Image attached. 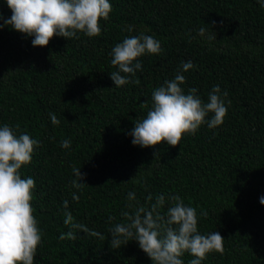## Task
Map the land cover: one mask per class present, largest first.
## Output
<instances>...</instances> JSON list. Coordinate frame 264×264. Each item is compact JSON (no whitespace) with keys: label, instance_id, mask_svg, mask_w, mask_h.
<instances>
[{"label":"trees","instance_id":"trees-1","mask_svg":"<svg viewBox=\"0 0 264 264\" xmlns=\"http://www.w3.org/2000/svg\"><path fill=\"white\" fill-rule=\"evenodd\" d=\"M109 2L112 11L96 37L54 36L41 47L32 45L34 37L0 28V126L19 124V131L40 142L20 169L36 184L30 203L42 242L34 264H152L134 239L110 247L108 228L127 223L122 213L132 211L126 207L129 192L136 194L135 206L149 207L158 195L172 194L195 207L198 231L225 238L224 253H209L201 264H264V7L258 0ZM0 13L12 15L6 0H0ZM140 33L159 40L163 51L138 58L142 71L131 77L138 84L115 87L110 53ZM189 60L195 67L183 72ZM178 70L186 78L184 92L196 88L204 102L220 86L228 109L223 123L215 129L201 125L176 146L134 145V122L152 107L153 90ZM65 139L69 148L61 147ZM73 167L86 174L82 190L71 185ZM65 200L75 222L105 240L83 230L76 240H60L69 231ZM169 206L166 199L160 212ZM194 258L187 252L181 257L184 264Z\"/></svg>","mask_w":264,"mask_h":264},{"label":"clouds","instance_id":"clouds-1","mask_svg":"<svg viewBox=\"0 0 264 264\" xmlns=\"http://www.w3.org/2000/svg\"><path fill=\"white\" fill-rule=\"evenodd\" d=\"M258 2L264 7V0ZM6 4L12 15L5 19L0 13V20L4 21L0 28L9 26L34 37L32 45L41 47L47 46L54 36L67 39H79L78 33L87 37L99 36L102 31L100 21L108 20L112 11L109 0H6ZM128 31L131 32L132 28L129 27ZM162 51L160 41L144 33L125 37L117 43L110 53L111 64L117 70L109 73L115 87L138 84L139 80L131 79L137 70L142 71L138 58ZM194 67L190 60L182 63L183 72ZM182 71L178 70L173 79L165 80L162 86L153 90L152 107L145 118L134 122V128L129 133L134 145L155 147L166 142L176 146L185 134H195L201 125L215 129L223 123L228 109L221 98L220 86L214 85L208 93V102H204L197 95L196 88L184 92L181 85L186 78ZM222 95L226 98L228 92L224 91ZM209 113L213 114L211 118H208ZM49 117L53 125H59L60 121L54 113H50ZM19 128V124L0 126V264H34L37 247L42 242L41 229L30 203L35 180L31 176L22 178L20 172L22 166L31 162L34 149L40 142L19 131ZM70 146L69 139L61 142L63 148ZM157 154L154 153V156ZM72 172L76 177L71 181L72 187L82 190L88 185L81 182L86 174L81 173L80 168L73 167ZM72 199L78 202L79 196L74 192ZM147 199L152 200L151 194ZM166 199L170 201V206L162 214L160 209ZM127 200L126 207L132 210L122 213L127 223H116L108 228L112 249H119L134 239L150 257L152 264H184L181 257L186 252L195 257L189 264H201L209 253H224L225 238L218 231L201 234L198 231L197 209L185 205L179 195L170 194L167 198L163 194L158 195L149 207L135 206L139 202L134 192L128 193ZM63 203L66 209L64 224L69 231L61 233L60 240H76V233L80 230L88 236L105 240L100 232L75 222L72 213L67 211L68 201ZM260 203L264 204V196L260 197ZM200 215L206 217L207 212L202 211ZM113 219L109 217L110 221Z\"/></svg>","mask_w":264,"mask_h":264}]
</instances>
